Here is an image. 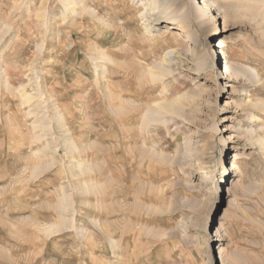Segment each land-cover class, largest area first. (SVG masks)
<instances>
[{"label":"rangeland","instance_id":"obj_1","mask_svg":"<svg viewBox=\"0 0 264 264\" xmlns=\"http://www.w3.org/2000/svg\"><path fill=\"white\" fill-rule=\"evenodd\" d=\"M0 264H264V0H0Z\"/></svg>","mask_w":264,"mask_h":264},{"label":"bare ground","instance_id":"obj_2","mask_svg":"<svg viewBox=\"0 0 264 264\" xmlns=\"http://www.w3.org/2000/svg\"><path fill=\"white\" fill-rule=\"evenodd\" d=\"M73 2V1H72ZM74 5V4H73ZM72 5V6H73ZM204 5V4H203ZM75 6V5H74ZM69 8V7H68ZM66 8V10L68 9ZM71 8V7H70ZM69 8V9H70ZM205 5H204V8H200L198 9V14L203 17L206 13L204 12V9H205ZM66 10H64L65 12H67ZM73 10V9H72ZM71 11V9H70ZM71 13V12H70ZM73 13V12H72ZM173 24V23H172ZM172 24H169V25H172ZM216 45H214V49L213 52L211 54H215L217 55V57L219 55H223V59L225 60V53H224V49H225V44L223 43V41L221 39H218L214 42ZM207 59L204 57L202 59H200V63L201 66H205L206 65V61ZM225 65H224V70L223 72H221V74H226L228 76H231L233 74V69L229 66V63H227V61L225 60ZM164 67V66H163ZM165 71V70H164ZM235 71V70H234ZM236 75V74H235ZM164 109L166 110H169V111H174L175 107L171 105H166L165 107L163 106ZM160 111V110H159ZM157 114V113H156ZM160 115V114H159ZM157 117V116H156ZM237 160H238V155L233 152L232 153V157L228 160V164L225 166L224 168V175H236L237 171H238V163H237ZM94 170V169H93ZM90 172V171H89ZM94 174V173H93ZM209 177L207 176V173L205 171H200L199 172V175H198V180L203 182V183H207V181H209Z\"/></svg>","mask_w":264,"mask_h":264}]
</instances>
